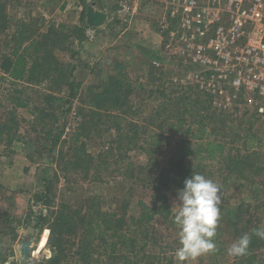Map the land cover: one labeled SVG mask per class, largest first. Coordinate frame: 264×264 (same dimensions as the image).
<instances>
[{
  "label": "rangeland",
  "instance_id": "374dc122",
  "mask_svg": "<svg viewBox=\"0 0 264 264\" xmlns=\"http://www.w3.org/2000/svg\"><path fill=\"white\" fill-rule=\"evenodd\" d=\"M8 1H10V3L7 7V14L12 25L5 32L0 34V51L2 53H9L13 48V42L10 40L15 30L12 17L15 14V6L18 2L16 0ZM105 1L108 7H113L114 4H116L114 3L116 0ZM76 2L79 3L74 4L77 6V8H73L74 12H78L80 7V0H76ZM81 2L87 4L86 0H81ZM27 3L31 6L29 8L35 12L36 15H34V17L39 18L41 14L38 7L41 1L28 0ZM44 24L42 25L40 21H37L32 26V28L36 30V34H39L38 38H40L43 33L47 32L49 28L44 26ZM119 27L120 26L115 25L111 30L103 34L107 42L106 55L109 57V60H106L107 63L94 66L96 72L83 81H78L76 80V76L74 77L75 82H82V87L86 88L87 86L101 82L102 79L106 78L108 72L112 71L115 62L118 60V53L124 50L123 43L120 41L115 42ZM81 50L82 45H80V40L78 38L74 36L68 39L60 37L58 45L52 48V54L55 56L58 66L70 72L73 65H76L77 68L82 65L83 58L80 57ZM39 53L42 54L41 51H39ZM74 53L76 54L72 58ZM149 70L150 71H147L149 72L148 74H135L129 72L132 80L133 92L130 95L131 109L126 112V117L129 120L133 119L140 125L145 124V127L147 126L149 129L157 128V130H160L163 134L164 142L161 146L155 148V151L152 153H148L144 150L142 151L138 147L131 149L128 152V157L135 163L161 164L162 167H171V164H176L184 154V147L194 145L195 140L183 142L185 138L183 132L188 122L194 118L193 114L200 116L202 113V106L210 105V111L217 110L219 112L223 111L226 115L230 114L231 116L226 120L229 124L235 119L233 123L237 124L235 130L239 133L240 137L234 143H229V148L231 149L228 148L227 152H229V150L235 152L234 154L243 152V136L250 127V124L246 121L248 117H252L253 126H251V134L257 135L264 140V116L257 113L256 105L254 103H249L248 96H237L230 101L229 104H214L212 98L207 102L203 94H198V92L195 91L194 86L182 82L186 68L176 59H170L162 66H156L154 68L150 64ZM100 71H102L103 74L100 73ZM69 80L72 79L69 77L68 81ZM142 83L145 85V91L140 88ZM45 93L66 95L68 93V88H66L65 84H60L56 79L34 83H23L18 81L12 84L8 78L2 80L0 73V120L8 121L10 118H13V115H17V119L14 120L15 123L17 122L15 125V136L16 138L22 137L20 141L24 142L25 145L23 147L22 144H19V146L24 150L26 157L31 163L25 171L26 175H28L27 177H29L27 180L30 185H25L21 190L23 191L27 186L31 188L35 186V193L33 194L32 200L36 201L35 194L42 193L41 191L44 189L46 180L52 177L54 180L51 194H49L48 198L44 199L45 201L43 204H35V211H33V208H30L24 224H34V227L37 229L34 235V244L37 242L40 244H37L38 246L36 245L37 247L34 249V255L30 259V264H47L46 261L54 255V250L49 244V252L44 250L36 254L40 246L45 244V240L42 236L43 231L46 229L50 230L47 224L43 227L35 226L34 214H39L40 210H42L44 214H47L49 211L58 209L60 204L65 203L71 205L75 212L77 211L80 213V211H84L83 205L87 198L97 196L101 198L104 209L106 208L107 210L118 212V214L121 215L123 212V200L124 198H128L129 208L125 212H127L126 218H129L136 217L139 214L140 208L138 206V200L142 198L146 202L151 203L153 198L150 189L135 187L134 190L132 189L131 191L130 182L122 172L118 170L114 172L118 166H115L114 159H111L110 156L107 161L98 166L96 164L100 160L95 158L89 170H80V160H78L77 156L73 157L71 155V146L74 145H72L70 141L71 134L78 128L83 119V115H80V107L88 109L87 105L80 101V89L77 91V95L72 99V102L65 105L64 108L61 103L60 106L59 104L53 106L54 109L52 110L54 111L55 119L50 118L43 122L38 120L35 124L31 121L33 120V115L30 112L32 108L31 103L41 104ZM17 97L22 100H29V107H17L15 105V98ZM196 99H198V102H196ZM219 117L220 115L218 114L217 118L214 119L215 121H205L207 123L206 129L208 128V132H212V130L215 132L211 135L210 139H225L231 142L236 136L235 134L229 133L220 119L221 117ZM177 118L184 121L181 125V131L176 132L170 129V122L172 119L177 120ZM242 118L243 122L240 124ZM103 120H105V117H103ZM51 125L54 126L49 128ZM55 126L56 128L58 126L57 130ZM193 126L196 127L197 125L193 124ZM44 128H48L49 130L52 129L54 132H57V134L62 131V137L54 144L49 139L45 138L43 133ZM112 132L113 131H103L102 127L99 129H92V132L89 133L91 135L90 138L83 137L87 144L86 148L88 152L98 155L99 152L106 151L109 147H113L109 144V140L112 134H114ZM208 132L206 134H208ZM138 142L141 143V139ZM234 146H236V149L239 147V149H232ZM2 148L5 152L10 150V146H0V154H2ZM114 151L117 153L119 150L115 148ZM200 159L201 158L198 156L195 162L201 164L200 170L202 171H196V173L211 179L220 188V219L216 236L213 238L216 243V250L186 261H180L177 258L176 252L180 247V242L178 235L179 228L174 223V213L178 211L179 208L180 201L178 199V192L181 189L171 188L166 190L171 207L169 218L164 219L157 216L154 217L149 224L145 225V230L149 231L152 240L144 249V252L151 257L143 258L142 264L146 262V264H242L240 260H242L243 257V259L250 264V259L252 258L246 256V253L243 256H230L227 254V248L234 241L239 239L240 233L236 232V227H229L228 221L224 218L223 208L227 206V204H244L247 210L245 209L243 213V221L239 224L240 228L242 229L244 227L243 225L248 223V219H251V223H249L250 226L247 229L248 231H246L248 234L255 228H264V174H254L250 170H246L243 175H238L237 173L232 174L227 170V161L222 158L216 160ZM127 161L126 158L119 164H126ZM259 162L260 161H256L255 164ZM62 168L65 170H62ZM134 221V219H131L129 222L134 224ZM127 228V226L124 227L125 230ZM237 230L240 231L239 228H237ZM27 234L28 232H26V236ZM138 235L141 236L140 232ZM79 236L80 229L77 235H72L76 242ZM118 241L120 244L118 253L121 255L109 257V245L102 244L103 246L98 247L97 251L91 252L93 254V259L86 264H125L121 256L124 254L130 255L132 249L124 247L121 240ZM140 246L141 244L137 243L136 248ZM253 259L255 264H264V247L256 251ZM69 264L84 263L72 257V259L69 260Z\"/></svg>",
  "mask_w": 264,
  "mask_h": 264
},
{
  "label": "trees",
  "instance_id": "16d2710c",
  "mask_svg": "<svg viewBox=\"0 0 264 264\" xmlns=\"http://www.w3.org/2000/svg\"><path fill=\"white\" fill-rule=\"evenodd\" d=\"M9 3L10 1L8 0H0V34L12 25L7 14ZM86 16L87 10L84 11L81 17V23L78 25H67L63 23L52 25L40 38H38L39 34H36V30L32 28L35 23L34 21L19 22L16 24L14 33L10 38L11 42H13L12 50L9 53H2L0 51L1 79L8 78L12 84L18 81L34 83L56 79L60 84L66 85V88H68L66 95L45 93L41 104L31 103L32 108L31 110L29 109L33 115V120L31 121L35 124L38 120L43 122L50 118L55 119L54 111L52 110L54 109L53 106L58 104L60 106L61 103L64 108L65 105L72 102V99L80 89V101L86 104L88 109L80 107V115H83V119L70 137V141L74 145L71 146V155L73 157L77 156L78 160H80V170H89L95 158L100 160L96 164L98 166L107 161L110 156L111 159H114L115 166H118L114 172L117 170L122 172L130 182L131 191L135 187L150 189L153 198L151 203L146 202L142 198L138 200V206L140 208L139 214L136 217L129 218H126L127 212H125L129 208L128 198H124L123 200V212L121 215L118 212L104 209L101 198L97 196L87 198L83 205L84 211H80V213L75 212L71 205L65 203L60 204L58 209L49 211L47 214H44L40 210L35 226L43 227L47 224L50 228V235L48 229L43 231L45 245L41 248L40 253L44 250L49 252V244L54 250V255L46 261L47 264H69V260L72 257L86 264L93 259L91 252L97 251L98 247L103 246L102 244L109 245V257L121 255L118 253V247H120L118 240H121L124 247L132 249L130 255L124 254L121 256L124 263L142 264L143 258L151 257L144 252V249L152 240L149 231L145 230V225L149 224L157 216L164 219L169 218L171 207L166 190L171 188L182 189L186 178H190L193 172L202 171L200 170L201 164L195 162V159L198 156L201 158L200 160H216L222 158L227 161V170L229 173L243 175L246 170H250L254 174L261 175L262 173L264 174V140L257 135L251 134V126H253L252 117H248L246 121L250 124V127L243 136V152L239 154H234L235 152L231 150L227 152L229 143H234L240 137L239 133L235 130L237 124L233 123L235 119L229 124L226 120L231 116L230 114L226 115L223 111L219 112L217 110L210 111V105L202 106L200 116L193 114L194 118L188 122L183 132L185 136L183 142L195 140L194 145L184 147V154L176 164H171V167H162L161 164L135 163L128 157V152L131 149L138 147L142 151L152 153L155 151V148L163 144L164 138L163 134L157 128L149 129L147 126L146 128L145 124L140 125L133 119L129 120L126 117V112L131 109L130 95L133 92L132 80L129 72L126 70V66L122 62H115L112 71L108 72L105 79H102L97 84L84 88L82 87V82L77 83L74 79L76 76L75 72L78 69L77 66L73 65L70 72L65 68L62 69L58 66V62L52 54V48L58 45L60 37L68 39L74 36L81 43L86 40V29L89 27L86 22ZM75 54L72 55V58ZM69 77L72 80L68 81ZM140 88L145 91V85L143 83L140 85ZM195 91L198 94H203L207 102L211 100L206 93L196 88ZM196 102H198V99H196ZM29 104V100H22L19 97L15 98V105L17 107L27 108ZM218 114L229 133L235 134L236 136L231 142L225 139H210L211 135L215 132L213 130L212 132H208L206 122L215 121L214 119L217 118ZM103 117H105V120H103ZM16 119L17 115H13V118H10L8 121L0 120V146L3 144L11 146L14 141L22 138H16L15 136V125L17 122L15 123L14 120ZM183 121L180 118H177V120L172 119L170 129L176 132L181 131ZM242 122L243 118L240 124ZM193 124L197 126L194 127ZM53 126L51 125L49 128ZM101 127L103 131H113L112 133L114 134H112L109 140V144L113 147H109L106 151L94 155L88 152L86 148L87 144L83 137L90 138L91 135L89 133L92 132V129H99ZM207 132L208 134H206ZM43 133L45 138L54 144L63 134L62 131L57 134V132H54L52 129L49 130L48 128H44ZM140 139L141 143L138 142ZM179 147L183 148L182 146ZM235 147L232 149H236ZM115 148L119 150L117 153L114 151ZM126 158L128 160L126 164H119ZM254 160L255 162H260L255 164ZM62 170L65 169L62 168ZM52 178L46 180L44 189L41 191L42 193L35 194L37 203L43 204L44 199L48 198L49 194H51L54 181ZM245 209L244 204L241 203L227 204L223 208L224 218L228 221L229 227H236V232L240 233V235L238 234V238L244 234L242 232L247 233L246 231H248L247 229L250 226L249 223H251V219H248V223L243 225L244 227L242 229L240 228L239 224L243 221L242 218ZM131 219L135 220L134 224L129 222ZM126 226L128 228L125 230L124 227ZM79 229L80 236L76 242L72 235H77ZM139 232L141 236L138 235ZM249 235H251V243L246 252V256L252 258L250 259V264H255L253 258L255 257L256 251L264 247V239L253 235L252 231ZM137 243L141 244L139 248H136ZM243 258L240 262L242 264H249ZM19 264H30V260L22 261Z\"/></svg>",
  "mask_w": 264,
  "mask_h": 264
},
{
  "label": "built area",
  "instance_id": "2783aa9c",
  "mask_svg": "<svg viewBox=\"0 0 264 264\" xmlns=\"http://www.w3.org/2000/svg\"><path fill=\"white\" fill-rule=\"evenodd\" d=\"M156 2L163 7L157 23L161 52L185 66L182 82L214 104L248 96L264 116V0ZM153 64L161 66L159 60Z\"/></svg>",
  "mask_w": 264,
  "mask_h": 264
},
{
  "label": "crops",
  "instance_id": "0c3cea01",
  "mask_svg": "<svg viewBox=\"0 0 264 264\" xmlns=\"http://www.w3.org/2000/svg\"><path fill=\"white\" fill-rule=\"evenodd\" d=\"M16 1L18 3L12 17L13 26L19 22L32 21H40L47 27L60 23L78 25L88 6V3L85 4L80 0L79 10L74 12L73 8H77L74 4L79 3L76 0H40L38 9L41 15L35 18L36 14L29 8L31 6H29L30 2L27 3L28 0ZM93 1L96 9L106 12L107 18L103 25L89 26L86 29L87 38L80 42L82 45L80 57L83 59L82 65L75 72L76 80L83 81L89 78L96 72L94 66L107 63L109 60L106 55L107 42L103 34L115 25L120 26L115 42L120 41L124 45V50L117 55V61L122 62L128 72L148 74L150 64L153 68L156 67L153 64L154 60H159L162 65L166 63L167 60L161 52L162 37L157 29L159 15L163 11L161 4L156 0H141L137 4L133 3V0H116L113 7L111 5L108 7L105 0ZM124 5H127L128 10L123 8ZM100 73L103 74L102 71ZM19 144L23 147L25 145L20 140L14 141L10 150L5 152L2 148L0 154V264H19L25 261L20 246L26 240V232L31 225L24 224L30 208L35 211L37 203L32 200L35 186L34 188L27 186L23 191L21 190L25 185H30L25 171L31 163ZM1 146L7 147L4 144ZM34 215L36 217L38 214ZM37 244L38 242L32 245V255L34 249L40 245ZM42 247L41 245L36 254L40 253Z\"/></svg>",
  "mask_w": 264,
  "mask_h": 264
},
{
  "label": "clouds",
  "instance_id": "9594fccd",
  "mask_svg": "<svg viewBox=\"0 0 264 264\" xmlns=\"http://www.w3.org/2000/svg\"><path fill=\"white\" fill-rule=\"evenodd\" d=\"M179 208L174 223L179 228L180 247L176 256L180 261L195 259L216 250L214 237L220 219V188L211 179L192 173L178 192ZM252 234L264 239V228H255ZM251 243V235L244 233L228 248L230 256H243Z\"/></svg>",
  "mask_w": 264,
  "mask_h": 264
},
{
  "label": "water",
  "instance_id": "95a60500",
  "mask_svg": "<svg viewBox=\"0 0 264 264\" xmlns=\"http://www.w3.org/2000/svg\"><path fill=\"white\" fill-rule=\"evenodd\" d=\"M88 3L87 6V16L86 22L89 26L98 27L104 24L107 18L106 12L96 9L95 2L93 0H86ZM35 222L37 221V216L34 218ZM36 228L34 224L29 226L28 234L26 240L20 246V252L23 255L24 260L28 261L32 258V245L35 241Z\"/></svg>",
  "mask_w": 264,
  "mask_h": 264
}]
</instances>
